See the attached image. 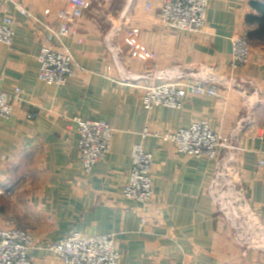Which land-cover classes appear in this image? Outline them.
<instances>
[{
    "label": "crops",
    "instance_id": "1",
    "mask_svg": "<svg viewBox=\"0 0 264 264\" xmlns=\"http://www.w3.org/2000/svg\"><path fill=\"white\" fill-rule=\"evenodd\" d=\"M255 1L263 0H211L206 31L191 34L167 27L158 5L147 10L144 0H0V23L8 15L16 21L13 44L0 43V90H22L13 116L0 118V229L13 221L35 237L42 247L31 252L33 264H64L44 246L71 231L113 235L120 264H264L263 251L236 245L213 206V163L157 136L205 119L230 137L243 149L236 153L241 176L264 223V40H249L255 25L247 21L259 15ZM20 8L54 29L70 27L63 43L79 67L64 86L39 79L41 49L56 45ZM238 37L250 42L251 61L233 71ZM170 70L208 78L222 97L190 95L180 110L147 111L144 87ZM75 117L114 130L111 153L89 174ZM136 143L154 157L149 206L123 195Z\"/></svg>",
    "mask_w": 264,
    "mask_h": 264
},
{
    "label": "built area",
    "instance_id": "2",
    "mask_svg": "<svg viewBox=\"0 0 264 264\" xmlns=\"http://www.w3.org/2000/svg\"><path fill=\"white\" fill-rule=\"evenodd\" d=\"M146 9L158 5L163 23L185 33L202 34L206 31L208 11L211 0H144ZM90 2L84 4L85 8ZM22 13L35 19L50 32V40L56 46L44 45L38 57L40 62L39 79L48 85L64 86L76 74L77 65L74 55L66 46L64 38L69 35L70 27L63 24L58 30L43 23L27 9ZM75 14L81 16L80 9ZM16 21L10 15L0 23V43L11 46L15 38ZM250 42L244 37L233 39L230 68L235 71L246 67L251 61ZM174 71H160L156 85L144 87L143 106L147 111L157 107L180 110L190 95L222 97L215 83L203 77L184 78L173 75ZM254 86L253 81L249 82ZM22 90L16 87L10 94L0 90V118L9 120L14 113L15 103L21 100ZM253 95L259 96L256 88ZM38 113L28 114L33 119ZM79 136L77 145L81 167L87 174L111 153L113 128L104 120L91 121L80 117L72 119ZM158 137L175 145L179 153L188 157L206 159L213 163V174L208 187L216 211L231 227L236 245L247 251L264 252V223L259 212L251 205L248 189L243 183L236 153L242 147L232 143L212 128L205 120L193 122L187 128H179L157 134ZM226 153L230 155L226 156ZM132 166L128 173V182L123 195L145 206L151 205L155 196L153 180L154 157L147 152L142 143L135 144L131 150ZM264 165V161L260 162ZM5 191L0 189V196ZM39 242L28 231L17 228L13 221L0 229V264H33L31 252L41 248ZM46 249L51 251L64 264H120L123 257L113 235L87 236L71 231L51 242Z\"/></svg>",
    "mask_w": 264,
    "mask_h": 264
},
{
    "label": "trees",
    "instance_id": "3",
    "mask_svg": "<svg viewBox=\"0 0 264 264\" xmlns=\"http://www.w3.org/2000/svg\"><path fill=\"white\" fill-rule=\"evenodd\" d=\"M254 8L259 12V15H249L247 21L251 25H255L248 32V38L251 41L264 40V0L253 3Z\"/></svg>",
    "mask_w": 264,
    "mask_h": 264
}]
</instances>
